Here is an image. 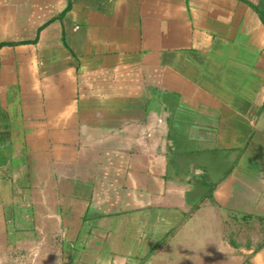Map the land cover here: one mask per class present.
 <instances>
[{"label":"crops","instance_id":"1","mask_svg":"<svg viewBox=\"0 0 264 264\" xmlns=\"http://www.w3.org/2000/svg\"><path fill=\"white\" fill-rule=\"evenodd\" d=\"M0 264H264V0H0Z\"/></svg>","mask_w":264,"mask_h":264}]
</instances>
